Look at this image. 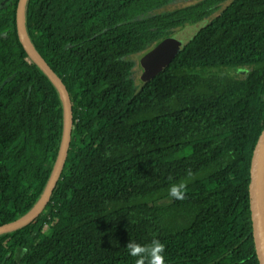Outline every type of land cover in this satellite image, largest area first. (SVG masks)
Masks as SVG:
<instances>
[{"label": "trees", "instance_id": "obj_1", "mask_svg": "<svg viewBox=\"0 0 264 264\" xmlns=\"http://www.w3.org/2000/svg\"><path fill=\"white\" fill-rule=\"evenodd\" d=\"M172 1H26V33L63 82L73 124L49 202L0 235V264H135L128 242L153 239L165 264H258L247 186L264 123V0H231L135 84L126 56L223 0L151 14ZM15 4L0 9V225L38 201L62 132L58 93L18 41ZM180 181L186 198L175 200Z\"/></svg>", "mask_w": 264, "mask_h": 264}, {"label": "water", "instance_id": "obj_2", "mask_svg": "<svg viewBox=\"0 0 264 264\" xmlns=\"http://www.w3.org/2000/svg\"><path fill=\"white\" fill-rule=\"evenodd\" d=\"M25 3L26 0H18L16 5L17 38L27 57L50 80L58 93L62 109V132L56 159L38 201L19 218L0 225V235L20 230L29 225L40 215L49 202L64 167L73 124L71 102L63 82L43 60L40 53L35 50L26 33L24 24ZM206 22L186 24L170 36L155 43L141 60L143 67L141 81H148L167 67L173 57L195 37ZM247 187L254 253L258 264H264V123L252 148Z\"/></svg>", "mask_w": 264, "mask_h": 264}, {"label": "clouds", "instance_id": "obj_3", "mask_svg": "<svg viewBox=\"0 0 264 264\" xmlns=\"http://www.w3.org/2000/svg\"><path fill=\"white\" fill-rule=\"evenodd\" d=\"M188 177H192L193 173L189 169ZM187 182L180 181L170 186L168 194L175 200H183L186 198ZM126 249L131 257L136 258L135 264H165L166 246L159 239H153L149 244L141 245L130 240L126 245Z\"/></svg>", "mask_w": 264, "mask_h": 264}, {"label": "rangeland", "instance_id": "obj_4", "mask_svg": "<svg viewBox=\"0 0 264 264\" xmlns=\"http://www.w3.org/2000/svg\"><path fill=\"white\" fill-rule=\"evenodd\" d=\"M194 2H195L194 0H173L172 3H169L168 5L163 6L159 10H155L151 14L158 15V14H163V13H169V12L181 9L183 7L189 6V5L193 4ZM154 43H151L148 46H146V48L143 51L138 52V53L133 54V55L126 56L124 58V60L131 62V64H132L130 77L132 78V80L135 84L142 82L140 79L141 74H142V68H143L142 64H141V60H142L143 56L151 50ZM238 71L239 70L237 68H231L229 70H226V72H228L229 75H237ZM246 71H247L246 68H244L242 70V72H244V73ZM143 82H144V80H143Z\"/></svg>", "mask_w": 264, "mask_h": 264}, {"label": "flooded vegetation", "instance_id": "obj_5", "mask_svg": "<svg viewBox=\"0 0 264 264\" xmlns=\"http://www.w3.org/2000/svg\"><path fill=\"white\" fill-rule=\"evenodd\" d=\"M27 1V0H26ZM195 2H196V0H194ZM12 2H13V0H0V9L1 8H4V9H6L8 6H10L11 4H12ZM17 2H18V0H16V4H15V7H14V11H15V15H16V5H17ZM194 2V3H195ZM231 2V0H223L222 2H220V3H217V4H215V2L214 3H212V8H211V10H212V13H210V15H208L207 17H204V18H202V19H199V20H197V21H189V22H187V23H184V24H182L181 26H179V27H177V28H174V27H171L170 29H166V30H163L164 32H163V34H162V36L159 38V40L158 41H160L161 39H163L164 37H167V36H170L172 33H174L175 31H177L178 29H180L181 27H183L184 25H186V24H195V23H198V22H205V21H207L205 24H207L210 20H212L216 15H218L224 8H226L227 6H228V4ZM193 3V4H194ZM168 5V4H167ZM192 5V4H191ZM165 6V5H164ZM190 6V5H189ZM163 7V6H162ZM161 7V8H162ZM184 8V7H183ZM160 9V8H159ZM159 9H156V10H159ZM24 10H25V8H24ZM155 11V10H154ZM153 11V12H154ZM176 11V10H175ZM172 12H174V11H172ZM169 13H171V12H169ZM164 14H167V13H163V14H158V15H164ZM205 26V25H204ZM158 41H156L155 43H157ZM154 43V44H155ZM154 46V45H153ZM145 49V48H144ZM138 53V52H137ZM136 54V53H135ZM131 55H133V54H131ZM130 72H131V70H130ZM46 207V206H45Z\"/></svg>", "mask_w": 264, "mask_h": 264}]
</instances>
